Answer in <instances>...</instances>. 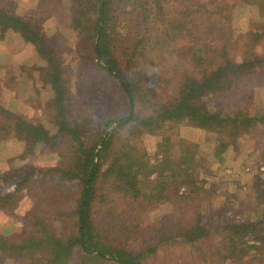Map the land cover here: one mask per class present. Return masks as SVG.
<instances>
[{
  "label": "trees",
  "instance_id": "1",
  "mask_svg": "<svg viewBox=\"0 0 264 264\" xmlns=\"http://www.w3.org/2000/svg\"><path fill=\"white\" fill-rule=\"evenodd\" d=\"M136 1L124 20H119L123 0L71 2L69 15L72 30L77 31V34L83 33L84 42L90 47L96 64L106 71L107 76L115 79L130 105L125 117L119 120L106 118L93 123L91 128L85 125L87 120L94 117L88 107L80 110L73 119L69 114L66 115V107L60 101L65 99L66 92L64 78L61 79L62 53L49 42L50 38L35 14L31 13L28 17L20 15L16 2L0 1V41L9 43L17 37L35 48L41 57V69L46 71L47 83L60 103L55 108V116L49 110L47 121L37 123L25 122L21 115H14L0 105V112L13 121V128L8 131L20 143V156L25 157L39 143L68 144L75 151L71 162L67 163V159L62 156L55 166L41 171L38 176L35 175L37 168L33 166H22L0 175V205L4 204L0 207L5 208L11 203L13 194L2 191L9 183H13L18 191L25 189L34 199L33 207L28 212L33 230L26 233L17 248L40 252L43 264H97L101 261L142 264L146 256L155 252L154 249H149L147 244L130 249L125 243L130 244L131 237L118 235L110 238L99 229L94 208L99 202H104L105 192L99 195L103 184L109 183L108 189L113 187L132 202L140 197L144 201L167 199L170 186L178 188L179 185H186L189 192L196 194L201 189L195 185L193 178L196 155L187 150V158L176 161L160 148L162 162L158 160V165H151L142 145L143 137L161 134L171 129L176 122L185 121L193 127L210 130L224 137L213 151L214 158L221 159L229 147H235L244 134L254 131L252 127L256 122L262 121L246 114V108L237 104H231V109H226V106L227 100L233 97L246 76L248 80H253L249 77L255 72L253 68L264 65L256 52L264 38V23L250 26L245 31L240 38L245 59L235 61L227 55L226 46L219 42L220 35L217 36L215 31L208 33L199 24L200 12L210 15L218 13L220 17L227 18L226 14H222V8L232 7L234 4L226 5L230 0ZM247 2L250 7H258L259 4L257 0ZM213 6L219 7V10H210ZM133 27L139 30H136L134 37H130L129 29ZM153 27L169 39L177 36L179 40L191 42L188 49L200 71L198 69L194 74H186L177 89L170 94L171 97L153 103L152 110L144 113V110L136 109V99L141 90L140 78L129 70L132 62L128 59H132L137 45L147 37L144 34H149ZM173 29H176V34L172 32ZM217 58L221 61H217ZM220 100L226 104L219 106ZM96 107L93 111H96ZM232 107L236 110H232ZM162 141L168 142L169 136H163ZM154 172L155 178L151 180L150 176ZM56 174L58 180L80 189L75 200L76 206L72 213H68L75 216V223L71 225V230L61 233L50 225L46 226V212L38 211L41 205L49 203L59 207L74 198L70 192L65 195L56 193L53 195L57 202H47L48 197L41 188L46 187L47 177ZM253 179L256 182L253 189L257 206L262 212L258 218L225 225L222 235H215V239L209 238L212 234L209 227L206 229L202 223L192 222L189 230L179 233L174 240L180 237L182 241L194 244L208 238L211 241L209 247L214 248L211 252L218 254L216 257L221 260H244L255 256L264 262V181L258 176ZM253 250L254 253H251Z\"/></svg>",
  "mask_w": 264,
  "mask_h": 264
},
{
  "label": "rangeland",
  "instance_id": "2",
  "mask_svg": "<svg viewBox=\"0 0 264 264\" xmlns=\"http://www.w3.org/2000/svg\"><path fill=\"white\" fill-rule=\"evenodd\" d=\"M30 1H21L25 6L23 14L27 17L31 13L35 14V18L39 20L40 26L50 38L49 42L62 53L61 79L64 78L63 85L66 92L65 99L60 101L63 107H66V115L69 114L73 119L80 110L88 107L94 114V117L85 122L90 128L93 127V123L96 124L106 118L119 120L125 117L129 113L130 105L124 90L115 79L107 76L106 71L96 64L91 56L90 47L84 42L83 33L77 34V31L72 30L70 26L69 9L73 0H34L33 4H28ZM257 1L258 7H250L247 0H230L226 5H234L226 9L222 8V14H226L227 18L220 17L218 13L210 15L200 12L199 14V24H202L208 33L215 31L217 36L220 35L219 42L226 46L227 55L235 61L245 59L242 54L244 47L240 43L245 31L250 26L255 27L259 23H264V0ZM136 2V0H123L119 20L126 18L127 11ZM212 9L218 11L219 7L213 6L210 10ZM122 28L124 29L123 24ZM136 30L139 29L136 27L129 29L130 37H134ZM172 32L176 34L177 31L173 29ZM148 33L144 34L147 37L137 45L132 59H128L132 62L129 70L134 71L141 79H139L141 90L136 99V109L144 110V113L152 110L153 103L171 97L170 94L177 89V85L186 74H194L198 69L200 71V68H196L192 53L188 49L191 42L179 40L177 36L169 39L154 27ZM179 35L182 36L181 33ZM260 42L256 52L264 62V38ZM16 47L14 45V48ZM28 51L30 49L26 51L25 60H31L33 57V53ZM216 60L221 61L219 58ZM14 64L16 63L11 66ZM41 67V62L27 67L29 69L26 71L30 72V78H27L29 82L24 90L23 106L18 109L12 104L13 110H9L1 105L2 102L0 104L12 114L21 115L25 122L47 121L49 110L55 116V108L60 105L54 91L47 83L46 71H42ZM253 71L255 72L249 75L253 80L250 81L247 76L245 77L233 97L227 100L226 109H231V104H237L246 108V114L262 121L256 122L252 127L255 128L254 131L244 134L235 147H229L221 159H215L213 151L224 137L210 130L193 127L185 121L176 122L171 129L161 134L143 137L142 145L148 153L147 159L151 165L159 164L162 157L161 150L176 161L179 158H187V150L196 155L197 164L192 171L195 185L201 188L198 193L189 192L186 185H179L178 188L170 186L167 199L152 198L144 201L140 197L132 202L113 187L108 189L109 183L103 184L99 195L105 192L104 202H99L94 208L99 229L110 238L118 235L131 237V243H125L130 249L139 248L144 244H147L149 249H154L155 252L146 256L142 264H264L255 256L244 260H221L216 257L218 254L211 252L214 248L209 247L210 239H215V235H222L223 226L246 221L249 218L254 220L262 213L257 206L256 192L253 189L256 182L253 178L258 176L264 181V65L254 67ZM220 104L225 105L226 102L220 100L219 106ZM95 106H97L96 111H93ZM23 107L28 108L24 113ZM34 108L35 113L32 110ZM232 110L236 108L232 107ZM0 125L2 126L0 144L3 147L0 149L2 176L22 166L37 168L35 175L38 176L41 171L55 166L62 156L68 163L75 154L68 144L39 143L35 150L21 157L20 143L8 131L13 128V121L0 112ZM163 136H169V141H162ZM261 147H263L262 156L255 161V157L258 156L257 149ZM155 175L156 172L152 173L150 179H154ZM53 179L59 183L53 182ZM44 186L46 187L41 188V191L48 197L47 202H57V198L53 195L56 193L73 194L74 198L63 202L62 206L58 207L57 204L51 206L48 203L38 209L40 213L46 212V226H52L58 233L71 230L75 216L72 217L68 213H72L76 206L79 187L58 180L57 174L47 177ZM3 189L2 191L13 195L10 205H5V208L0 207V264H43L44 260L40 252L17 248L26 233H31L33 230L28 212L33 207L34 199L25 189L16 190L13 183L4 186ZM3 205L2 203L0 206ZM192 222L202 223L203 228L206 229L209 227L212 233L210 239L199 240L194 244H188L180 237L174 240L179 233L189 230V224ZM207 240L209 241L206 242ZM160 243L162 246H158ZM157 247L159 249L156 250ZM251 253H254V250ZM97 264L116 263L101 261Z\"/></svg>",
  "mask_w": 264,
  "mask_h": 264
},
{
  "label": "crops",
  "instance_id": "3",
  "mask_svg": "<svg viewBox=\"0 0 264 264\" xmlns=\"http://www.w3.org/2000/svg\"><path fill=\"white\" fill-rule=\"evenodd\" d=\"M14 1H16V3L18 4L17 13H19L20 15H24L23 11L25 6L21 3L22 0ZM33 3L34 0H31L30 3L28 2V4ZM20 41L21 40L17 37H15L13 42L9 43L7 41H0V104L2 102L1 105L9 110H13L12 104L18 109L25 104L24 90L25 88H27V82H29L27 81V78H30V72L26 71L27 69H29L27 67L34 66V63L38 64L39 62H41V57L38 55L35 48L29 43ZM22 42L25 44H23ZM14 45H16L17 47L14 48ZM28 49H30V51H28L29 53H33V57L31 60L24 59L26 51ZM13 63L16 64L11 66ZM25 107H23L22 109L23 113L28 109ZM32 110H34L35 113V108ZM1 148L3 147L0 144V149ZM262 149L263 147L257 149L258 156L255 157V161L261 158L264 151L263 150L261 153Z\"/></svg>",
  "mask_w": 264,
  "mask_h": 264
}]
</instances>
